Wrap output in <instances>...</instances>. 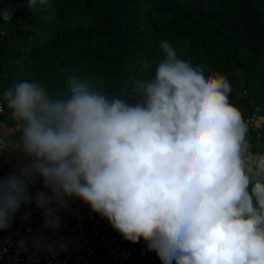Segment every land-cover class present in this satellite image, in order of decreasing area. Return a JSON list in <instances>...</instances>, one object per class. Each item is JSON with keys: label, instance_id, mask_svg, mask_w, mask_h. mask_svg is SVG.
Wrapping results in <instances>:
<instances>
[{"label": "clouds", "instance_id": "9594fccd", "mask_svg": "<svg viewBox=\"0 0 264 264\" xmlns=\"http://www.w3.org/2000/svg\"><path fill=\"white\" fill-rule=\"evenodd\" d=\"M46 2L27 0L29 9ZM159 50L154 75L131 95L90 77H70L56 95L30 80L3 92L19 136L0 137V152L26 162L0 178V231L33 203L59 231L60 210L75 198L124 240L142 239L161 264H264V153L229 103L231 84L179 58L168 40ZM36 183L43 190L33 193ZM32 242L55 250L39 234Z\"/></svg>", "mask_w": 264, "mask_h": 264}, {"label": "trees", "instance_id": "16d2710c", "mask_svg": "<svg viewBox=\"0 0 264 264\" xmlns=\"http://www.w3.org/2000/svg\"><path fill=\"white\" fill-rule=\"evenodd\" d=\"M0 10L12 11L10 21L0 20L1 101L21 80L56 95L70 77L131 95L137 81L154 75L159 43L168 40L179 58L226 76L229 103L244 120L256 108L264 112V0H47L34 9L27 0H0ZM2 103L0 137L14 141L18 125ZM248 134L255 152L256 135ZM17 158L24 159L1 152L0 172Z\"/></svg>", "mask_w": 264, "mask_h": 264}, {"label": "built area", "instance_id": "2783aa9c", "mask_svg": "<svg viewBox=\"0 0 264 264\" xmlns=\"http://www.w3.org/2000/svg\"><path fill=\"white\" fill-rule=\"evenodd\" d=\"M0 119L4 115V105L0 100ZM245 121L248 130L256 135V151L264 153V112L256 108ZM11 150H5L8 152ZM1 153V152H0ZM25 159L17 158L10 169L0 172V178L6 177L25 163ZM9 164V158H5ZM43 190L42 184L36 183L32 192ZM25 212L30 213L28 219H22ZM61 225L59 231L48 229L44 225L45 216L35 206L21 205L11 227L3 230L0 236V264H131L133 251L130 242L124 240L106 219L93 213L88 205L79 199L69 200L67 209L60 210ZM44 232L39 236L42 241L53 245L54 251L34 246L33 237L37 231ZM25 241L26 247L18 249V242ZM64 244L61 249L59 246ZM134 245V244H133ZM136 246H146L141 239ZM151 257V256H150ZM152 258V257H151ZM161 264V261H159Z\"/></svg>", "mask_w": 264, "mask_h": 264}, {"label": "rangeland", "instance_id": "374dc122", "mask_svg": "<svg viewBox=\"0 0 264 264\" xmlns=\"http://www.w3.org/2000/svg\"><path fill=\"white\" fill-rule=\"evenodd\" d=\"M248 138L250 140L249 134H247V139ZM37 234L41 236L44 234V232L38 230ZM130 247L133 250V259L131 264H159L160 259L154 251L149 252L145 246H135L130 244Z\"/></svg>", "mask_w": 264, "mask_h": 264}]
</instances>
